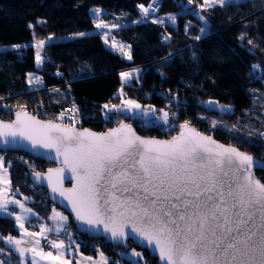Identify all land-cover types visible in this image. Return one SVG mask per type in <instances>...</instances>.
I'll list each match as a JSON object with an SVG mask.
<instances>
[{
    "label": "trees",
    "instance_id": "trees-1",
    "mask_svg": "<svg viewBox=\"0 0 264 264\" xmlns=\"http://www.w3.org/2000/svg\"><path fill=\"white\" fill-rule=\"evenodd\" d=\"M150 2L0 0V119L10 120L15 109L23 108L53 121L70 106L81 128L103 131L125 120L138 134L158 138L172 136L177 124L188 121L200 132L264 162V137L259 135L264 132V101L255 96L264 90V0L208 7L203 0H159L157 13L142 17L138 5L146 7ZM97 8L112 25H120L112 34L129 45L131 59L111 51L99 32L93 31L91 14ZM195 13L206 20L205 33L197 27ZM169 14L175 16L174 26L152 22ZM86 31L93 33L46 43L41 50L45 59L39 67L33 46L3 47L28 42L33 35L39 38ZM253 65L260 66L255 73ZM134 68L138 69L136 79L122 84L119 73ZM32 72L41 78V90L29 88L27 76ZM119 89L122 96L141 106L169 113L168 124L131 119L115 110L105 118L103 106L119 104ZM3 156L10 187L29 198L31 209L46 217L52 204L43 188L32 186L28 173L44 171L50 164L23 151ZM255 174L264 183V171ZM68 226L74 230L78 249L87 255L103 252L110 264H156L137 247L128 249L143 254L141 263L122 257V248L78 234L70 218ZM0 234L15 236V220L0 217ZM0 249L3 264H19L17 254L1 242Z\"/></svg>",
    "mask_w": 264,
    "mask_h": 264
},
{
    "label": "snow or ice",
    "instance_id": "snow-or-ice-1",
    "mask_svg": "<svg viewBox=\"0 0 264 264\" xmlns=\"http://www.w3.org/2000/svg\"><path fill=\"white\" fill-rule=\"evenodd\" d=\"M228 2L205 0V3L221 6ZM138 7L146 17L155 10V0L147 7ZM94 12L99 14L101 10L97 8ZM167 18L175 22L174 15L169 14ZM104 27L108 25L103 21L96 23L97 29ZM53 39L49 36L47 41ZM47 41L40 40L33 45L37 49L38 67L44 62L41 50ZM12 47L20 49L21 45ZM120 49L123 51L124 45L121 44ZM124 54L131 59L129 53ZM252 69L255 73L260 66L253 65ZM120 75L122 82L131 78L128 72ZM124 103L129 112L140 110L132 112L133 115H149L136 101ZM207 103L217 104L216 101ZM103 107L107 110L105 118H110L114 109L120 111L117 105ZM151 112L155 114L156 110L151 109ZM63 116L61 113L60 117ZM156 118L168 124L169 113L163 112L162 117ZM188 124L185 121L180 125L179 136L157 140L136 135L132 126L123 121L118 128L96 133L40 121L26 112H17L16 119L10 123L0 120V144L8 146L26 140L34 149H54L57 157H63L64 165L72 171L75 180L71 189H61L60 194L69 200L77 220L97 230L103 225V231L110 234L109 239L114 243L126 244L129 238L144 242L158 253L161 264H264V183L256 180L251 171L259 162L234 146L217 143L210 136L189 128ZM259 135L264 137V132ZM3 159L0 156V166ZM48 171L61 173L63 169ZM34 175L37 179L41 176L38 172ZM49 183L51 186L50 176ZM52 191L56 192L57 188L53 186ZM8 203L19 204L26 212L32 211L19 201ZM0 213L13 215L3 200H0ZM21 219L16 216L23 228ZM60 219L66 220V217ZM0 239L15 244V250L22 257L28 251L50 260L63 256V253L53 256L42 249L21 248V241L15 237ZM52 246L65 247L63 241H53ZM130 255L143 259L142 253L135 250ZM60 264L67 262L61 259Z\"/></svg>",
    "mask_w": 264,
    "mask_h": 264
},
{
    "label": "crops",
    "instance_id": "crops-1",
    "mask_svg": "<svg viewBox=\"0 0 264 264\" xmlns=\"http://www.w3.org/2000/svg\"><path fill=\"white\" fill-rule=\"evenodd\" d=\"M0 177H2V181H0V200H3L5 203H7L8 210L13 213L11 216L0 213V217H10L15 220L16 224V216L19 215L22 218L20 223H23L24 225V227L21 229L16 228L17 234L11 237H15L21 241V248H36L37 251L42 249L45 254L51 252L53 256H56L58 253H63V256L59 257L57 260L42 258L41 256L34 255L32 251L26 252L22 257L20 256L19 252L15 250V244H5L3 242L4 240L0 239V242L3 243V245H5L10 251L17 254L19 264H32L33 260H35V264H60L61 259L66 261L67 264H110L108 256H106L103 252H96L90 256L78 249V243L76 240H74L75 233L69 228L68 218L60 208H56L52 205L48 215L44 217L31 209V207L28 205V201L30 200L29 198L25 196L22 197L18 194V192L16 194H10V188L8 184V166L4 163V159L2 161V166H0ZM12 200L19 201L20 204H23L25 208H29L32 211L26 212L20 207L19 204L8 203V201ZM61 216L66 217V220L62 221L60 219ZM42 227L45 229L43 232H41ZM48 229L51 230L49 231ZM57 229H59V231H57ZM32 233H36L37 235H31ZM68 233L71 235H68ZM9 236L10 235H6L4 237ZM47 236H50V246L48 249H45L40 245L42 242L41 240L47 238ZM36 241H39V244H36ZM53 241L56 243L63 241L65 247L57 249L52 246ZM142 261L143 259H140L138 262L141 263ZM0 264H3L2 258H0Z\"/></svg>",
    "mask_w": 264,
    "mask_h": 264
},
{
    "label": "water",
    "instance_id": "water-1",
    "mask_svg": "<svg viewBox=\"0 0 264 264\" xmlns=\"http://www.w3.org/2000/svg\"><path fill=\"white\" fill-rule=\"evenodd\" d=\"M20 112V113H24L26 112L29 116H34L37 120L40 121H51V120H46V119H40L38 117H36L34 114L30 113L29 111H27L26 109L20 108V110H16L13 111L12 116L10 118V120H2L6 123H10L12 121H14L16 119V113ZM123 121L125 124H130L132 126V124L130 122H127L125 120H121ZM54 123L60 124L61 126H71V125H67V124H62L58 121H52ZM120 122V121H119ZM180 124H177V132L175 134H173L170 137H163V138H158V137H148V136H144V135H140L136 132V129L132 126V129L135 131L136 135L143 137V138H148V139H157V140H171L172 137H176L180 135ZM74 128H76L77 130H83V129H89L92 132H96V133H102V132H107L109 129L112 128H118L119 127V123L116 125H113L111 127H108V129L103 130V131H95V130H91L90 128H79L76 126H72ZM189 128L195 129L196 131H198L199 133L205 135V136H209L208 134H204L202 132H200L199 130H197L196 128L188 125ZM213 140H215L212 136H210ZM217 143L224 145V146H233L231 144H224L218 140H215ZM235 147V146H234ZM237 148V147H236ZM240 151H242L241 149H239ZM11 151H20V152H24L28 155H30L32 158L36 159V160H40V161H45L46 163L50 164V166H48L47 168L44 169V171H34V172H29L28 173V179L30 181V183L32 184L33 187H37V188H43L44 191L46 192V196L48 197V200L50 201V203L54 206V207H58L62 210V212L66 215L67 218H70L74 229H76V232L78 234H83L88 238H93V239H99L102 240L104 243L110 245V246H114V247H119L124 249H128L129 246L132 247H137L141 250H144L147 252V254L151 257L154 258L156 260V264H161L160 259H159V255L158 253L154 252L153 249L147 247L145 245L144 242H141L139 240H134L132 238L127 239L126 244L123 243H114L111 239H109V235L103 231V225L98 226V229L95 228H91L88 225L84 224L83 222L79 221L76 219V214L72 211V205L69 203V200L65 198V196H62L60 194V190L61 189H71L73 187V185L75 184V180L73 179V173L72 171L64 165L63 163V157L59 156L57 157L56 152L54 149H43V148H33L30 144L29 141L26 140H18L17 143L15 144H10L8 146L2 145L0 144V152H2V154L6 153V152H11ZM244 152V151H242ZM252 156V155H251ZM254 158V160H256L258 163V166H255L252 168V173L254 175V178L256 180H259L261 182V180L259 179V177L256 176L255 172L256 171H264V167H261L260 165H264V162L260 161L259 159H257L255 156H252ZM49 169H63V171L61 173H57V172H52L49 173ZM40 173L41 176L39 179H37L34 175V173ZM49 176L51 177V186L49 183ZM69 183L68 185H65L66 183ZM262 183V182H261ZM56 187L57 191L53 192L52 191V187ZM127 230V229H126Z\"/></svg>",
    "mask_w": 264,
    "mask_h": 264
},
{
    "label": "rangeland",
    "instance_id": "rangeland-1",
    "mask_svg": "<svg viewBox=\"0 0 264 264\" xmlns=\"http://www.w3.org/2000/svg\"><path fill=\"white\" fill-rule=\"evenodd\" d=\"M233 1H239V0H229V2H233ZM215 4H219V3H215ZM203 5L205 6V7H208V6H211V5H214L213 3H205V0H203ZM142 10V9H141ZM151 12H153V11H150L149 13H151ZM157 13V10L155 11L154 10V14H156ZM153 14V15H154ZM141 15H142V17H145L144 16V13H143V11H142V13H141ZM103 16H104V12L101 10V12L99 13V14H97V13H95L94 12V9H93V11H92V14H91V19L94 21V23H95V29L93 30V31H97V32H99V34L101 35V37H102V39H103V42L105 43V40H107V43H105V45L111 50V51H113V52H116V53H119L120 54V56H122L124 59H127L128 57L124 54L125 52H127V53H130L129 52V45L126 43H123V42H120L119 40H117L116 38H114L113 37V34H112V30L114 29V27H111V25H112V22L110 21V20H106V19H104L103 18ZM148 16H149V14H148ZM169 16V15H168ZM168 16H166V17H162V18H159V19H163V24H166V25H170V26H174L175 25V22L173 23V22H171V21H169L168 20ZM195 17H196V19H197V27H199V29H200V31H201V33H205L206 31H207V22H206V20L202 17V16H199V14L198 13H195V15H194ZM100 21H103L104 22V24H106V25H108V27H104V28H100V29H97L96 28V23H99ZM202 29L204 30L203 32H202ZM93 31H91V32H89V31H86V32H81V33H84V34H91V33H93ZM105 33H107V35L105 36L104 34ZM77 33H71V34H60V35H54V34H49V36H52V37H54V39L53 40H51V41H47V38L49 37V36H47V37H39V38H36L34 35H33V37L30 39V40H28V42H25V43H18L17 45H21V47H27L28 45H30V46H33V45H36L40 40H46L47 41V43H50V42H54V41H61V40H67V39H71L72 37H79L78 35H76ZM116 44V46L115 47H113V44ZM124 45V50L123 51H121V49H120V45ZM13 45H6V46H3L4 48H6V47H12ZM33 48H34V56H35V54H36V51H37V49H36V47H34L33 46ZM124 72H128V73H130L131 74V78L130 79H128L127 81H124V82H122V80H121V75H120V81H121V83L122 84H129V83H131L133 80H135L136 79V77H137V73H138V69H127V71H121L119 74H121V73H124ZM32 74V76L31 77H29V75L27 76V78H28V82H29V80L31 79V83H29V88L30 89H32V90H41V88H42V82H41V78H39V79H36L38 76H37V74L36 73H34V72H32L31 73ZM118 96L120 97V101H119V104L117 105V106H119V108H120V111L124 114V115H126V116H128V118H131V119H137V120H139V121H151V119H153V120H155L156 122H159V121H161V122H163L162 121V119H157L156 117H162V115H163V112H155V114H153L152 112H151V109H149V108H147V107H145V106H142V109L144 110V111H147L148 113H149V115L148 116H138V115H133L132 114V112H139L140 110H138V109H134V110H132V112H129L128 111V109H127V105L124 103L125 101H127V100H132L131 98H125L124 96H122V91H121V89H119V91H118ZM255 96H257L258 97V100H262V101H264V90H259V92L257 91L256 93H255ZM134 101V100H133ZM112 105H110L109 107H111ZM15 110H18V109H15ZM115 110V109H114ZM73 111H74V120H76V121H79V118L76 116V114H75V110L73 109ZM116 111V110H115ZM57 118L59 117V114L56 116ZM174 133L173 134H175L176 132H177V128L175 129V131H173ZM0 155L4 158V154H2V152H0ZM9 176V175H8ZM9 184V188H10V194H13V193H17L16 191V189H12L11 187H10V182L8 183ZM16 225V228L17 229H21V227H20V224H15ZM72 230V229H71ZM73 232H74V230H72ZM0 237H3L1 234H0ZM47 237H49V240H50V236H47ZM46 239V238H45ZM5 244H7L5 241H3ZM77 245V244H76ZM41 246V245H40ZM49 246H50V244H49ZM42 247V246H41ZM44 248V247H43ZM45 249H48V248H45ZM125 251L124 252H121V251H119V254L122 256V257H125V258H127V259H132V260H137V261H139L140 259H137V258H135V257H133L132 255H130L131 253H132V251L133 250H135L136 252H140V251H138V250H136V249H133V248H130V249H124ZM141 253V252H140ZM142 256H143V254H142Z\"/></svg>",
    "mask_w": 264,
    "mask_h": 264
},
{
    "label": "built area",
    "instance_id": "built-area-1",
    "mask_svg": "<svg viewBox=\"0 0 264 264\" xmlns=\"http://www.w3.org/2000/svg\"><path fill=\"white\" fill-rule=\"evenodd\" d=\"M153 3V0H151L150 4ZM159 0H155V11L159 8ZM147 7V6H146ZM142 13V10L140 11ZM154 14V11L149 13V15ZM147 17V16H146ZM64 113L63 118L60 117V114ZM74 111L70 106H65L62 111L59 113V117L56 119V121L62 123V124H67V125H71V126H76L81 128V121H76L74 120ZM41 246L44 248H48L50 241H49V237H47L46 239L41 240Z\"/></svg>",
    "mask_w": 264,
    "mask_h": 264
}]
</instances>
